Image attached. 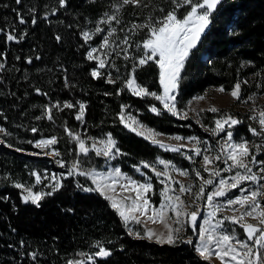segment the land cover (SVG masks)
<instances>
[{
    "label": "trees",
    "instance_id": "obj_1",
    "mask_svg": "<svg viewBox=\"0 0 264 264\" xmlns=\"http://www.w3.org/2000/svg\"><path fill=\"white\" fill-rule=\"evenodd\" d=\"M121 4L122 0H66L62 7L60 0H0V264H68L78 260L85 264H211L197 254L193 244L182 240L159 243L142 237L141 231L139 237L130 234L102 194L81 190L91 186L81 175L63 176V186L45 196L39 206L25 203L23 189L16 187L21 184L48 192L51 187L41 188L34 172L47 167L68 172L77 161L80 168L100 164L102 157L93 150L79 152L78 141L69 132L86 144L93 137L111 134L120 150L117 162L127 172L142 160L174 156L127 129L120 120L124 110L166 134L200 129L195 122L162 110L154 97L130 93L124 83L143 54L142 47L136 45L147 36L146 28L133 29V25L146 17L154 22L166 15L174 8L171 0ZM188 7L177 10V16L185 15ZM111 15L119 23L113 20L109 27L120 30L123 39L127 35V52L112 54L111 69L93 77L98 63L87 58L91 42L85 41L82 33L96 30L98 23ZM9 34L17 39L8 40ZM125 55L129 59H124ZM109 75L115 83L108 82ZM135 76L149 92L160 91L154 61L137 67ZM237 82L242 95L264 91V0H223L181 71L176 98L187 102L210 87L229 90ZM57 103L59 107H53ZM66 103L74 107H65ZM81 103L84 115L78 120ZM152 106L159 115L150 110ZM33 128L37 131H31ZM51 137H56L57 143L50 151L59 153L54 157L64 167L56 166L50 156L26 154L41 152L35 141ZM97 242L111 255L89 261L87 256L99 250Z\"/></svg>",
    "mask_w": 264,
    "mask_h": 264
},
{
    "label": "snow or ice",
    "instance_id": "obj_2",
    "mask_svg": "<svg viewBox=\"0 0 264 264\" xmlns=\"http://www.w3.org/2000/svg\"><path fill=\"white\" fill-rule=\"evenodd\" d=\"M20 0H17L19 3ZM223 0H171V3L174 5V8L171 11H168L166 15L157 18L154 22L151 17H149L148 22L142 25H133V29L136 28H146L147 37L142 41V44H137V48L143 49V55L138 58V63L133 64L132 71L129 73L127 79L124 81L127 89L131 90L136 96H152L157 101H160L163 104L164 109L168 112H171L173 115H179L180 113L176 110V93L179 89V83L181 80V71L185 67V63L190 57V54L193 49L197 47L201 41L202 36L206 33V30L209 28L212 23V16L218 10L219 6L222 4ZM66 3V0H60V4L63 7ZM140 0H122L120 7L124 5L134 4L138 5ZM189 6L190 10L186 12L183 18L177 16V10L181 9L183 6ZM163 11V9H161ZM117 20L115 15L107 16L106 19H102L100 23H107L111 25V22ZM21 24L25 23L24 19L21 17ZM33 19V23H35ZM103 29L100 27L96 28V33L102 32ZM116 29L110 27L108 30V35L104 37L101 48L106 47L109 44V37L115 33ZM85 41L90 39L89 33H82ZM8 40H16L17 37L9 34L7 36ZM59 40L60 38L57 37ZM121 43L128 45V38L125 37ZM98 49L92 48L87 53V58L89 60H98L99 68L105 67V60L100 59L98 56L93 54L97 52ZM124 52H127V48L124 49ZM119 55V53H117ZM124 59H129L128 55H125ZM149 61H154L159 67V83L162 86V94H157L156 92H149V90L139 84H137L135 72L137 67L147 64ZM29 62H31L29 60ZM3 65L0 64V68ZM91 75L93 77H99L100 72L98 70H93ZM109 83H115L109 75ZM247 83V81H244ZM39 91V89H37ZM218 91L223 92L224 88L221 87ZM230 95L235 100L241 99V84L237 82L231 91ZM195 99H204L203 96L196 97ZM252 97H248V100H252ZM247 102V101H245ZM65 107L72 108L74 105L71 103H66ZM53 107H59L57 103ZM85 105H79V114L76 119H82L84 115ZM153 113L157 115L160 114V111L152 106L150 109ZM213 113H218L220 109L216 107H211L208 109ZM48 119H52L51 108L46 110ZM184 117H187L185 112ZM260 125V131L258 132L255 128H250V131L253 135H262L264 133V109L260 110L257 115L250 117V119H257ZM39 119V117L37 118ZM120 120L122 123H126V126L131 128L132 131H137L136 127L133 125L137 123L134 117L129 115L128 120L131 123L125 121V116L123 111L120 114ZM215 127L211 129L213 135H219L222 132H226V137L222 144H220V153L224 155V164L226 169H210L208 165L212 164L215 161L221 160V154H217L215 157H210L207 154L203 155L204 161V171L210 173L209 179H204L201 176L200 171H195L196 177H199L201 184L199 186V192H197L196 200L205 198V188L208 185H214V190L206 194L207 205L211 206L212 210L207 213L204 217L203 222L198 225V217L200 216V208L197 207L195 211L189 212L187 207H184V201L181 198L180 194L190 193L192 191V186H185L182 182L173 181L171 176L167 171L157 172L153 167L152 170L155 172L157 177H167L168 182L161 180L162 184H165V187L161 190L160 196L162 200L159 207L152 204L147 193L152 190L153 185L148 183H141L137 180L132 179L131 177L123 176L119 168L114 169L115 175L111 172L108 174L109 183H103L100 180H97V176H103L102 173L92 172H79L80 175H91L93 177V183L96 184V188H81L82 191H100L104 192L111 190L113 194L116 193V185L119 182V178H123L126 183L120 184L121 193H127L123 195L121 199H117L115 195L107 196L106 198L111 200V206L114 209L118 210L120 217L123 219L125 224L129 221L140 223V217H145L146 220H151L156 222L157 219L163 221L167 216L168 212H172L175 217V223L181 225L184 224L182 217H187V222L190 224L191 229L194 235L198 236V242L195 244V251L206 261L211 260L213 257L217 258L220 261V264H264V207L261 206L258 197H264V184H260L261 180H264V160H257L256 156L251 154V150L247 140H242L241 142H235L233 140V132L231 129L233 126L241 123L240 120L232 117L229 114H225L220 118L215 120ZM142 127V126H141ZM3 131V129H0ZM31 131L36 132L37 129L33 128ZM153 132V135L149 137L152 139V142L160 145L161 147H168L169 150L173 152L180 151V148L183 145L179 146H165L162 141L155 139V136L160 135L155 133L154 130H149ZM139 135H144V132L141 131ZM70 136H73L74 139L78 141L79 152L87 153L89 149L85 146L83 139H80L78 135H75L69 132ZM175 140L185 139L180 136L173 137ZM190 141H196L199 143V138L197 137H188ZM29 143H32L31 141ZM57 143L56 137H51L49 139H40L35 141V147L38 149L50 148L52 145ZM100 144L103 145V148H97L93 144V148L96 150L97 155H103L108 158H114L113 149L115 148L116 142L112 139L111 134H108L106 140H101ZM205 152L208 149L204 150ZM257 151H260V147L257 146ZM115 152L119 153V149L115 148ZM53 154L58 156L59 153L53 149ZM201 149H195V155H201ZM249 157L250 160L248 159ZM192 159L191 156L187 157ZM229 161L231 163H229ZM159 164L165 165V168L171 166L175 168L174 165H171V162H166L164 160H159ZM62 167L65 165L62 161H58ZM144 167H151L150 165L142 162ZM250 164H258L259 172H253ZM79 162H75L71 169L68 171V175H73L74 170L78 169ZM234 168L243 169V172L237 171L236 174L229 179L220 178L217 184H214V177L220 176V172L227 170L231 172ZM139 170V168H137ZM182 176H187V170L175 169ZM36 176V183H41V176L39 174L33 173ZM54 183L51 186V191L48 192H34L32 188H24L23 185L17 184L16 187L24 188L26 195L23 196L25 203L31 202L36 206H39L40 201L44 199L45 196H51L56 191H58L63 185L56 178L55 175L52 176ZM251 181L253 184L258 185L255 189H246L241 187L242 182ZM179 184V193L170 195L169 193H175L176 190L172 187V184ZM231 189H239L241 195L234 198H227L224 200L223 204L216 203L217 198H224L228 196V193ZM134 193V195H132ZM247 193V194H245ZM123 201H128L130 203H124ZM238 205L239 208L234 211H238L239 215L224 216L221 219H217L213 223V218L224 208H233V206ZM71 211V210H69ZM151 213V214H149ZM255 213V218L258 219V224L248 223L244 220L246 216H253ZM225 221H229L233 224H239L246 235V239H239L235 233L225 230L223 225ZM181 227L172 229L169 227L167 235L161 233L156 234L153 230L147 229L145 235L149 239H156L159 243H168L174 244L179 239V236L176 235L181 231ZM198 227V231H197ZM131 234V233H130ZM137 237L140 236V233H134ZM188 244H193V240L188 238L184 241ZM97 247L99 248L93 255H88L87 260L93 261L94 257H108L111 255V252L103 246H100L97 242ZM33 259H35L36 254H31ZM68 264H85V261H69Z\"/></svg>",
    "mask_w": 264,
    "mask_h": 264
},
{
    "label": "rangeland",
    "instance_id": "obj_3",
    "mask_svg": "<svg viewBox=\"0 0 264 264\" xmlns=\"http://www.w3.org/2000/svg\"><path fill=\"white\" fill-rule=\"evenodd\" d=\"M190 10V8H187V11ZM186 11V12H187ZM186 14V13H185ZM184 16V15H183ZM179 17V18H183ZM106 19V18H103ZM149 17H146L144 21H142L141 24H145L148 22ZM99 26L103 29L102 32L96 33V30H86L85 32L89 33L90 39L89 42H91L89 51L92 48L98 49L97 52H95L93 55L98 56L100 59L105 60V67L104 68H99V61L97 60L98 63V68L99 72L103 69H111V55H117V53H120L121 51L124 52V46L125 44L121 43L122 40H124L121 36L122 32L120 30H116L115 33L111 37H109V44L106 47L101 48V45L103 43L104 37L108 35V30H109V24L107 23H98ZM103 24V25H102ZM127 36V35H126ZM125 36V37H126ZM147 37V36H146ZM98 40L97 42H94V40ZM144 40V39H143ZM142 44V42H141ZM143 50V49H142ZM88 51V52H89ZM143 55V54H142ZM141 55V56H142ZM140 57V56H139ZM138 57V58H139ZM137 58V60H138ZM158 66V65H157ZM159 70V67H158ZM183 70V69H182ZM138 84V83H137ZM160 84V83H159ZM127 88V87H126ZM221 87H210L208 90L203 92L202 94H197L188 99L187 102H180L176 98V110L180 113L179 115H174L176 118L181 119V120H191L195 122V124L198 125L200 129H196L195 131H192L189 134H182V133H173V134H166L160 131H157L153 129L152 127H148L147 125L143 124L134 114L130 113V111L124 110V116H125V121L127 123H131V121L128 120L129 115L131 117H134L135 121H137L136 124L133 126L136 127L137 131L135 133H139L141 131L144 132V135H140L143 138L147 139L150 144L158 146L161 150L168 151L170 153H173L174 156L171 158L167 157H162V156H156L154 158L148 159V160H142L141 162H137L136 164L132 165V171L127 172L121 169L120 165L117 162V158L120 154L115 152V148H118L117 145L115 144V148L113 149L114 153V158H108L101 155H98L102 157L100 164L88 167V168H80L78 167L77 170H74L73 175L78 174L79 172H96V173H102L104 174L102 177L97 176L96 179L102 181L103 183H109L110 181L108 180V174L111 172L113 175L114 169L119 168L121 170V173L123 176L131 177L134 180H137L141 183H148L150 182L153 185V188L151 191L147 193L149 199L151 200L152 204L159 207L160 202L162 200V197L160 196L161 190L165 187V184L161 183V180H165V182H168V178L161 176L157 177L155 172H153L152 168L154 167L157 172H164L167 171L169 175L171 176L173 181H179L182 182L185 186L191 185L192 186V191L190 193H179V184H172V187L176 190L175 193H169L170 195L174 194H180L181 198L184 201V207H187L188 211H195L197 207L200 208V216L198 217V225L203 222L204 217L207 215L208 212L212 210L211 206L207 205L206 201V194L210 191L214 190V185H208L205 188V198L196 200V193L199 192V186L201 184V180L199 177H196L195 171H200L201 176L206 180L210 178V173L205 172L204 169V161H203V155L207 154L210 157H215L217 154L220 153V144L223 143L224 138L226 137V132H222L219 135H213L211 129L215 127V120L220 118L221 116L225 114H229L232 117L238 119L241 121V123L233 126L231 131L233 132V140L235 142H241L242 140H247L251 154L256 156L257 160H264V133L262 135H253V133L250 131V128H255L257 131H260V125L258 123V118L257 119H250V117L257 115L258 112L262 109H264V91H255L250 93L249 95H242L241 92V99L240 100H235L233 97L230 95L232 89L229 90H224L223 92L218 91V89ZM130 93L133 94V92L129 89H127ZM163 89L162 86L160 85V91L157 94H162ZM178 92V91H177ZM177 95V93H176ZM203 96L204 99H195L196 97H201ZM248 97H252V100H248ZM247 101V102H245ZM160 104V108L163 110V104L158 101ZM216 107L220 109L218 113H213L211 111H208L209 108L211 107ZM151 109V107H150ZM166 110V109H164ZM167 111V110H166ZM187 113V117H184V113ZM171 113V112H170ZM172 114V113H171ZM124 126L131 130V128L126 126V123H123ZM142 126V127H141ZM149 130H154L155 133H159L160 135L155 136V139H158L163 142L165 146H179L183 145V147L180 148V151L178 152H173L169 150L168 147H161L158 144H155L152 142L151 137L153 135V132ZM132 131V130H131ZM134 132V131H133ZM139 135V134H138ZM175 136H180L185 139L182 140H175L173 137ZM188 137H197L199 138V143L196 141H190L187 138ZM108 138V135H105L103 137H93L89 140L88 144L85 143V146L89 149V151L94 152L96 154V150L93 148V144L96 145L97 148H103V145L100 144L101 140H106ZM113 139V138H112ZM115 142L116 140L113 139ZM257 146L260 147V151H257ZM200 148L201 149V155L197 156L195 155V149ZM79 149V147H78ZM119 149V148H118ZM208 149L207 152L204 150ZM41 152L39 153H34L32 151L26 152V154L32 155V156H50L53 158V162L55 163L56 166H59L60 164L57 162V158H55L53 151H50V148L46 149H40ZM191 156L192 159H188L187 157ZM222 158L219 161H215L208 165L210 169L215 168V169H226V165L224 164V155L221 154ZM251 157L248 159L250 160ZM164 160L166 162H171V165H174L175 168L169 166L165 168V165L159 164V160ZM146 163L150 165L151 167H144V164ZM229 163H231L229 161ZM73 166V165H72ZM71 166V168H72ZM250 167H252L253 172L258 173L259 172V167L260 165L258 164H250ZM70 168V169H71ZM139 168V170H137ZM175 169H181V170H187L188 175L187 176H182L177 172ZM237 171L243 172V169H238L234 168L231 172L224 170L220 172V176L214 177V184H217L220 178H225L229 179L230 177L234 176ZM36 174H39L41 176V183L38 185L41 186V188H46V187H51L54 181L52 180V176L55 175L58 180H61L63 176H66L68 172L64 171H49L48 167L41 169V171L34 172ZM88 179L89 182H91L90 188H96V184L93 183V177L91 175H81ZM36 178V176H35ZM126 181L121 177L119 178V182L116 185V193L113 194L111 190H107L104 192L98 191L102 196L109 202L110 206L112 201L107 199V196H112L115 195L117 199H121L123 195H127V193H121L120 184H125ZM260 184H264V180L260 181ZM258 185L253 184L251 181H244L241 184V187H244L246 189H255ZM24 188H29L27 186H24ZM24 188L23 191H24ZM32 188V187H30ZM89 188V187H88ZM34 192H42L40 190H34ZM264 191V189H262ZM247 194V193H245ZM24 195H26L24 191ZM134 195V193L132 194ZM241 195L239 189H231L230 192L228 193L227 197L224 198H217L216 203L223 204L224 200L227 198H234L236 196ZM260 204L262 207H264V197H258ZM124 203H130L128 201H123ZM112 207V206H111ZM235 209H238L239 206H233V208H224L218 215L217 217L213 218V223L217 219H221L224 216H232V215H239L238 211H234ZM114 209V208H113ZM116 213L119 215L118 210L114 209ZM151 214V213H149ZM120 217V215H119ZM122 222L125 224L123 219L120 217ZM182 220H184V224L181 227V225L175 223L176 217L172 212H168L167 216L164 218L163 221L157 219L156 222H153L151 220H146L145 217H140L141 222L136 223L133 221H129L125 226L127 227L128 231L134 235V233L137 232H142V237L147 238L145 235V231L147 229L153 230L156 234H165L167 235V232L169 230V227L172 229L181 227V231L177 233L176 235L179 236L178 240L186 241L188 238H191L193 240V246L198 242V236L194 235L190 224L187 222V217H182ZM244 220L248 223L252 224H258L259 221L258 219L255 218V213L253 216H246L244 217ZM225 230H228L230 232L235 233L237 238L239 239H246V235L244 233L243 228L239 224H233L229 221H225L223 225ZM198 231V227H197ZM152 241L157 242L156 239H149ZM177 240V241H178ZM195 248V247H194ZM264 251V250H262ZM198 254V253H197ZM199 255V254H198ZM200 256V255H199ZM201 257V256H200ZM211 264H220V261L213 257L211 260H209Z\"/></svg>",
    "mask_w": 264,
    "mask_h": 264
},
{
    "label": "bare ground",
    "instance_id": "obj_4",
    "mask_svg": "<svg viewBox=\"0 0 264 264\" xmlns=\"http://www.w3.org/2000/svg\"><path fill=\"white\" fill-rule=\"evenodd\" d=\"M110 7V6H109ZM69 12V11H68Z\"/></svg>",
    "mask_w": 264,
    "mask_h": 264
}]
</instances>
